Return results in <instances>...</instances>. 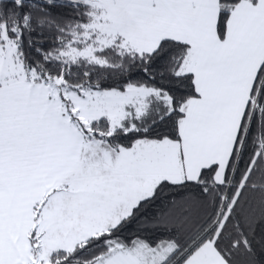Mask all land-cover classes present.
I'll return each mask as SVG.
<instances>
[{
    "label": "snow or ice",
    "instance_id": "snow-or-ice-1",
    "mask_svg": "<svg viewBox=\"0 0 264 264\" xmlns=\"http://www.w3.org/2000/svg\"><path fill=\"white\" fill-rule=\"evenodd\" d=\"M0 264H264V0H0Z\"/></svg>",
    "mask_w": 264,
    "mask_h": 264
}]
</instances>
